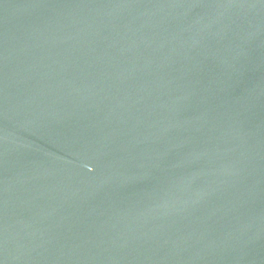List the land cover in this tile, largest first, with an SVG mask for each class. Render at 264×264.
I'll return each mask as SVG.
<instances>
[{"label": "water", "instance_id": "1", "mask_svg": "<svg viewBox=\"0 0 264 264\" xmlns=\"http://www.w3.org/2000/svg\"><path fill=\"white\" fill-rule=\"evenodd\" d=\"M0 264H264V0H0Z\"/></svg>", "mask_w": 264, "mask_h": 264}]
</instances>
